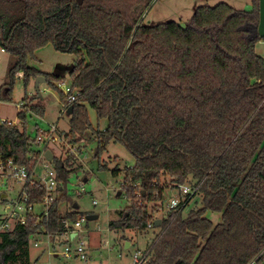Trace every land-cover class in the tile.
<instances>
[{
    "label": "trees",
    "instance_id": "1",
    "mask_svg": "<svg viewBox=\"0 0 264 264\" xmlns=\"http://www.w3.org/2000/svg\"><path fill=\"white\" fill-rule=\"evenodd\" d=\"M153 1L0 0V50L10 59L0 99L11 100L19 74L24 85L44 77L54 88L52 81L62 79L28 65L35 51L51 45L74 55L77 64L69 72L74 100L68 102L61 92L62 109L72 107L71 140L89 130L97 141L96 159L113 143L134 161L125 168L121 189L131 205L114 213L108 229L148 232L164 190L200 184L188 212L160 221L147 246L148 264H264V59L255 53L258 0H250L249 11L203 6L185 25H144ZM21 103L17 125L0 123V155L31 167L38 153L27 115L42 117L44 109L38 93ZM86 106L98 121L107 122L104 130L91 127ZM53 165L62 191L47 218H30L0 234V264H31V239L47 236L54 246L65 231L63 221H77L65 191L71 173L55 159ZM118 174L113 169L112 175ZM167 177L171 186L162 182ZM28 193L31 203L44 196L43 188L29 187ZM208 212L219 214V220L211 221Z\"/></svg>",
    "mask_w": 264,
    "mask_h": 264
},
{
    "label": "rangeland",
    "instance_id": "2",
    "mask_svg": "<svg viewBox=\"0 0 264 264\" xmlns=\"http://www.w3.org/2000/svg\"><path fill=\"white\" fill-rule=\"evenodd\" d=\"M218 4H227L236 10L249 11L251 9L250 0H154L150 9L143 16L144 25H157L167 22H175L179 25L185 23L192 17L198 7H213ZM255 53L264 59V40L260 39L255 44ZM9 56L0 52V91L4 88L5 77L9 66ZM77 64V58L72 54L61 53L51 45H47L34 53V59L29 61L28 65L43 73L58 76L60 81H52L54 88L47 83L39 84L38 95L41 99V107L44 109L42 117L29 116L28 133L34 138L33 127L37 125L39 129L47 131L50 125L57 127L55 134L56 141L46 144L45 150L53 153V159L65 164L66 171H69V177L65 183L67 198L71 203L78 207L75 209L78 213L77 221L80 226L76 227L69 222L70 227L77 234L75 239L69 240L67 236H61L53 242V239H46L44 236L34 237L29 241L30 262L33 263L35 257L40 255L37 264H132L131 256L137 250L147 248L152 240L151 232H138L136 230L110 231L108 222L114 219V213L125 211L131 204L130 200L123 195L120 184L123 181L125 168H131L134 164L133 158L127 150L119 144H109L101 152L99 158H95L94 150L97 147V141L93 134L87 130L82 136H75L71 140L69 134V117L62 110L61 92L65 95V89L70 87V70ZM22 75H17L13 89L11 91V100L0 99V121H7L17 125V113L19 111L17 104L22 102L24 97H33L37 94L35 91V80L32 78L24 85ZM42 76V75H41ZM1 94V93H0ZM31 105V104H30ZM28 106L25 107L29 112ZM88 121L93 129L104 130L107 122L97 120L94 110L86 106ZM34 114V113H32ZM35 115V114H34ZM73 147L77 159L73 155L65 156L66 149ZM43 148L41 145L33 144V150L39 151ZM106 166L101 169L100 166ZM53 168V161L50 162ZM118 168L117 177L112 175L113 169ZM43 172L41 164L36 167V173L41 175ZM163 179H161L162 181ZM166 185L171 186L167 177L164 181ZM21 185L9 180L6 187H0V198L2 193L6 198L0 199V215H7L11 201L21 192ZM120 192V196L117 193ZM60 193V192H59ZM80 193V195H79ZM170 189L164 190L163 198L168 201L172 194ZM139 195L137 194L136 197ZM139 199V198H138ZM69 202L66 208L71 207ZM142 205V202H139ZM161 204H160V207ZM192 208V207H191ZM40 209H37L39 211ZM87 215L97 216L93 221H87ZM163 215L158 211L154 214L155 218ZM206 216L214 223L219 220V214L208 212ZM38 242L37 246L34 244ZM131 243L129 249H124L125 243ZM82 243L87 254L86 261L71 258L64 259L63 249L70 246L72 250ZM52 248L58 254L54 257ZM149 262V260H148ZM148 264V263H147Z\"/></svg>",
    "mask_w": 264,
    "mask_h": 264
},
{
    "label": "built area",
    "instance_id": "3",
    "mask_svg": "<svg viewBox=\"0 0 264 264\" xmlns=\"http://www.w3.org/2000/svg\"><path fill=\"white\" fill-rule=\"evenodd\" d=\"M1 52H3V50H1ZM64 92L68 102L74 100L76 92H73L71 87L66 88ZM17 107L19 110H22L23 104L20 102L19 104H17ZM62 110L63 112L65 111L64 109ZM5 122L7 121H0L1 124H4ZM32 131H34L35 133L33 138L34 144L43 146L41 150L37 151L38 155L34 158L35 163L33 166L26 167L24 165H18L15 164L11 158H4L0 155V187H6L9 183V180H13L15 183L20 184L22 187L21 192L16 197V200L11 201L10 205L6 206V209H9L7 215H0V234L11 232L17 225L26 224L30 218L36 220L47 218L49 208L51 207L52 203L57 198V194L59 193L58 187H60V185L56 181V172L54 168L50 166V162H47L44 159V150L46 144L56 141L55 134L57 133V127L55 125H50L48 130L45 131L39 129L37 125H35ZM72 148L73 147H68L66 149L67 151H64L65 156L73 155L74 159H77L75 151ZM33 157L34 156H31V158ZM39 164H41L43 170L41 175H38L36 173V167ZM199 186L200 184H182L171 187V192H175V194L173 193L168 201L162 199V208H159V210L163 213V215L160 217V219H166L169 216L176 217L180 214L188 212L195 200L198 198ZM29 187L43 188L44 196L42 197L41 201H39L38 203L30 202L28 193ZM122 187L123 181L120 184V188ZM2 195H4V198H0L1 200L6 198V195L4 193H2ZM37 209L40 210L37 211ZM155 219L156 218L154 217L152 221L148 223V230L155 227ZM80 223V221H76L75 223H73V225L79 227ZM63 224L65 227V231L61 236H67L70 240V235L74 233L73 239H75L77 234L70 227L69 221L65 220L63 221ZM45 238L49 239L47 236ZM37 244L38 242L34 244V247H36ZM150 251L151 249L148 248H145L142 251H135L131 256L132 264H147L150 258ZM51 253L57 254L56 252ZM62 254L65 259L75 258L79 259L80 261L87 260L85 247L82 243H79L74 250H72L70 246H66L63 249Z\"/></svg>",
    "mask_w": 264,
    "mask_h": 264
},
{
    "label": "water",
    "instance_id": "4",
    "mask_svg": "<svg viewBox=\"0 0 264 264\" xmlns=\"http://www.w3.org/2000/svg\"><path fill=\"white\" fill-rule=\"evenodd\" d=\"M78 4H82V2L84 0H76ZM258 9H259V22H258V26H257V34H258V37L260 39H264V0H258ZM42 83H45V78L44 77H37L35 79V84H34V87H35V91L38 93V89H39V84H42ZM71 110H72V107H69L68 110L66 111V114L69 116L71 114ZM97 153V149L94 150V157ZM44 159L47 161V162H52L53 161V154L51 151L49 150H46L44 152ZM58 191H62V187H58ZM120 192L117 193V196H120ZM4 198V195H1V199ZM73 208H77V205L74 204L73 205ZM85 219L87 221H93L95 219H97V216H93V215H87L85 217ZM154 225L155 227H159L160 225V220H155L154 221ZM74 238V233L70 235V240H72ZM128 243L125 244V247H128Z\"/></svg>",
    "mask_w": 264,
    "mask_h": 264
},
{
    "label": "crops",
    "instance_id": "5",
    "mask_svg": "<svg viewBox=\"0 0 264 264\" xmlns=\"http://www.w3.org/2000/svg\"><path fill=\"white\" fill-rule=\"evenodd\" d=\"M0 52H1V50H0ZM53 154V153H52ZM155 220H160L161 221V219L160 218H156ZM156 229H150L148 232H151V235H152V238L155 236V234L158 232V229H157V227H155ZM127 243V242H126ZM125 243V244H126ZM125 244H124V249L125 250H127V249H129V247L131 246V243H128L129 245H128V247H125ZM58 256V254H55L54 255V257H57ZM31 257V256H30ZM65 259V258H64ZM66 260H68V259H66ZM33 263H35V262H33ZM32 263V264H33ZM37 263V262H36Z\"/></svg>",
    "mask_w": 264,
    "mask_h": 264
}]
</instances>
